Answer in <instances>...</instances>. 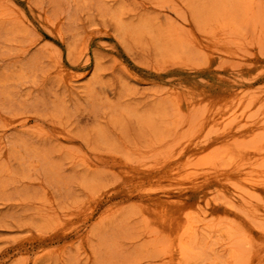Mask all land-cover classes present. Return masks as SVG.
Returning a JSON list of instances; mask_svg holds the SVG:
<instances>
[{"label": "rangeland", "instance_id": "obj_1", "mask_svg": "<svg viewBox=\"0 0 264 264\" xmlns=\"http://www.w3.org/2000/svg\"><path fill=\"white\" fill-rule=\"evenodd\" d=\"M0 264H264V0H0Z\"/></svg>", "mask_w": 264, "mask_h": 264}, {"label": "bare ground", "instance_id": "obj_2", "mask_svg": "<svg viewBox=\"0 0 264 264\" xmlns=\"http://www.w3.org/2000/svg\"><path fill=\"white\" fill-rule=\"evenodd\" d=\"M153 212V211H152ZM151 212V213H152ZM158 215V214H157ZM177 222V216L174 213L167 212L164 216L158 219V224L164 229L171 231L175 229V225ZM178 228V227H177ZM172 232V231H171Z\"/></svg>", "mask_w": 264, "mask_h": 264}]
</instances>
